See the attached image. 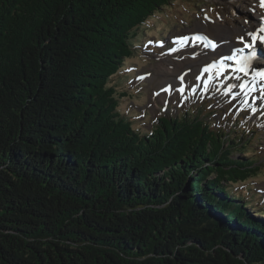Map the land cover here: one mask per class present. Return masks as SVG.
Listing matches in <instances>:
<instances>
[{"label": "trees", "instance_id": "16d2710c", "mask_svg": "<svg viewBox=\"0 0 264 264\" xmlns=\"http://www.w3.org/2000/svg\"><path fill=\"white\" fill-rule=\"evenodd\" d=\"M180 1L0 0V264H264V168L234 157L251 135L198 106L151 133L121 110L113 79Z\"/></svg>", "mask_w": 264, "mask_h": 264}, {"label": "rangeland", "instance_id": "374dc122", "mask_svg": "<svg viewBox=\"0 0 264 264\" xmlns=\"http://www.w3.org/2000/svg\"><path fill=\"white\" fill-rule=\"evenodd\" d=\"M182 1H184L185 3L182 4ZM182 1H180L179 3V5L181 4L180 6L178 5L177 8L170 9L168 13L164 15L161 14L160 15L161 18L155 19L154 20L155 26L152 27L151 29L148 28L144 31V38L142 39V41H141V38L139 39V44H141V42H145L147 39H161V37L162 39H167V37L169 36L170 38L169 44L173 46L175 38L186 36L194 29L196 30V27L198 26L199 23L206 24L208 31L214 34V35L211 34L213 38L219 41L222 39L224 32L227 31V28L230 26V24L231 25L235 24L237 19H239L240 13H241L240 9L243 8L242 6H239L237 8V11H235L234 16L231 17V15H229L228 17H226L218 13L221 11H224L226 13L227 12L226 7L223 5L222 6L217 5V3L213 2L212 0H182ZM196 5H199V7H197ZM214 11L216 12L218 11L217 13L220 16L218 21L220 22L219 26L221 27L219 26L217 27L216 25L213 24V22H211L210 18L212 17V14H210V12H214ZM250 13L251 12H249V14ZM207 17L209 18L210 22L208 21ZM221 23H224V24H221ZM225 25L228 27H226ZM170 28L171 30H169ZM164 31H167V32L164 33ZM164 36H167V37H164ZM188 47L189 46L187 45L185 49ZM225 51L228 52V50H225ZM218 52H223V51H218ZM140 54H143L142 50H140ZM140 54H138V56H140ZM200 56L204 57V56H208V54L204 52ZM200 56L199 57L197 56L196 60L192 58V55L185 54L183 52H179L177 55H173L170 57L165 56L167 58H171L172 60L179 61L177 62L178 64H175V66H168L166 62L164 61V58L160 62H156L155 59H151V58L150 59L143 58L144 60L141 59L142 61L138 60L137 58H134V59L126 61L120 73L117 76H115V78L113 79V82L114 84H116V86L120 87V89L125 91V93L127 94V96L123 100L121 110L124 111L125 115L129 114L132 117H134L135 127L141 128L146 133H151L152 127H156L155 125L158 124V119H163L167 115H176L178 114V112H183L184 110H190L192 108H196L197 106L199 107V109L202 108V114H203L204 119H207L209 117L212 119V121L216 125L221 126V128L225 127V125L228 123L227 122V117L229 114V112H227L228 106H225L224 104L220 102L211 100L207 102L205 107H201L200 105L196 103H186L184 104L182 108L183 110L177 111L176 106H178L179 100L176 99V101L173 100L171 102V108L169 109L168 112H161L160 107H162V105L165 104L164 103L165 99H161L163 98L162 95L164 94L161 95L162 96L161 98L160 96H158V98H154L152 96V92L165 88L166 85L164 84V81L166 78L170 80L174 76H176L177 78L179 73H183L184 71L185 73L188 71H192V73H195L196 79H197V77L200 76V70H199L200 66L198 65V61H199L198 59L201 58ZM139 73H150V76L148 80L145 82V84L143 85V87L139 86L140 83L139 84L136 83V81L138 80ZM169 75H172V76H169ZM123 76L127 77V81H125ZM189 76L190 74L186 76L187 83L189 87H193L196 81L193 84L191 83V86H190ZM177 80H178V84L171 82L172 85H167V86H170L172 88H179V92H182L180 90L181 83L179 79ZM124 85L126 87H124ZM138 89L140 91H138ZM129 107L131 108L128 112ZM145 107L148 109L147 116L146 118H142L140 116L142 115L140 113V108L144 110ZM211 108L213 110V113L210 114L209 110ZM224 114H226L227 117H225ZM229 115H233V114H229ZM233 116L237 117V115H233ZM228 126L224 128L225 131H228L227 130ZM238 129L239 128L235 130L237 131L236 134L231 133L232 139L235 136L237 137L244 136L243 134H241V132H239ZM256 133L257 135L254 134L246 139L248 140V143H253L252 146L250 145L248 146L249 148H252V151H246L244 154L236 152L234 153V157L237 158L238 160L251 158V157L259 158V160H261V162H259V165L264 168V124H259L258 127L256 126ZM256 136L258 137V141L256 140L257 139ZM263 170L264 169H262V171ZM193 179L194 178H191L192 181ZM250 182L256 183L255 186L253 187V193L256 197V200L254 201L248 195H247V198L251 201L253 200L255 204H257L259 199L264 197V174H262L261 176L259 175L258 178H255L247 183H250ZM237 185L239 186L240 184H237ZM233 186L235 185H231L230 189L237 196H239V191H242V193L243 192L246 193L247 190L249 191L250 189L249 185L245 186V188H244V185H241L240 189H237V190H235ZM256 189H258L261 192V194L257 193ZM177 194H178V191H177ZM260 208L264 209V202L262 203V206H260ZM248 214L250 217L254 219H261L260 216H256V213L251 214V211L249 210H248ZM223 216L225 217V215ZM192 219L193 217L189 219V221H191ZM228 229L231 230V228H228ZM186 233H189L190 234L189 236L192 237L191 232H186ZM177 235H179V233L170 234L168 236L169 237L168 240H166V238L164 237V240L166 242L162 241L160 248L162 250L164 248L171 249L173 247L174 241L176 240L175 237ZM203 235L204 236L200 238V241L211 240L214 237V235H212L211 233H207V232L203 233ZM171 250H173V248Z\"/></svg>", "mask_w": 264, "mask_h": 264}, {"label": "bare ground", "instance_id": "6f19581e", "mask_svg": "<svg viewBox=\"0 0 264 264\" xmlns=\"http://www.w3.org/2000/svg\"><path fill=\"white\" fill-rule=\"evenodd\" d=\"M212 1L217 3V5H221V6L223 5L226 7V10H227L226 13L224 11H221V12L217 11L218 13H220L221 15L226 16V17H228L229 15H231V17L234 16L235 15L234 13H235V11H237V8L239 6H242L243 8L240 9V11H241L240 17H239V19H237L236 23L234 22L235 24H233V25L230 24L229 27L225 25L228 28H227V31L224 32L222 39L219 40V42L221 43L220 48L216 52H214L213 54H208V56L201 57L200 55L203 54L202 53L203 51H201L200 54L198 55V57L199 56L201 57L200 59H198L199 61L197 60L198 65L200 66V68H199L200 76L205 75V69H206L207 63L214 59V56L216 54H218V51H223V52H219V55H223L226 52L225 50L232 51V50L241 48L243 46L241 41L239 40V37L241 35H243L245 37V42L249 43V37L247 36V32L252 31L253 28H255L257 26V20L259 19V17L264 16V8L259 7L258 0H212ZM248 10H253V14L252 13H251L252 15L249 14ZM217 12L216 11L210 12V14H212V17L210 19H211V22H213V24L218 27L219 23H220L218 21L220 16L218 15ZM233 21H234V19H233ZM221 24H224V23H221ZM219 27H221V26H219ZM197 32L207 34L211 37H213L212 35H214L208 31L206 24H200L199 23L198 26L196 27V30L194 29L193 31H191L189 33V35L195 34ZM220 38H221V36H220ZM197 50H200V48H193V47L189 46L186 49L185 48L182 49L180 52L193 55ZM233 52L236 53L235 51H233ZM164 61L166 62V64L168 66H175V64H178L177 62H179V61L172 60L171 58H167V57L164 58ZM172 69H173V67H172ZM191 73H192V71H188L185 73L186 76H188L190 74V76H189L190 86H191V83L193 84L196 81L195 73H192V74ZM169 76H172V75H169ZM177 79H178V76H177V78H176V76H174L171 80L166 78L164 81V84L166 86L172 85L171 82L178 84ZM185 81H186V79H185ZM173 89L175 92H177V97H179L182 94V92H179V88H173ZM161 95H159L160 98L163 96V98H161V99H165V96L164 95L161 96Z\"/></svg>", "mask_w": 264, "mask_h": 264}, {"label": "snow or ice", "instance_id": "6c2138e0", "mask_svg": "<svg viewBox=\"0 0 264 264\" xmlns=\"http://www.w3.org/2000/svg\"><path fill=\"white\" fill-rule=\"evenodd\" d=\"M261 7H264V0H261ZM247 36L251 38V43L245 42V37L241 35L239 37V40L242 43V47L237 49V52H243L244 49H250L248 55L246 56H240L238 59H236V63L238 65H242L241 67H238L236 71L242 73L243 75H247L246 68L254 62L256 59H260L261 62H264V57H258L257 51L255 49L256 42L259 40L261 42H264V26L259 27L258 29L254 31L247 32ZM225 59H233L232 56H226ZM205 71L207 72L208 69L206 68ZM255 77L259 78L260 81H264V71H256L254 73ZM241 92H244L245 95H248L250 92L255 91V87L252 85H246V84H240L239 85ZM264 91V90H262Z\"/></svg>", "mask_w": 264, "mask_h": 264}, {"label": "flooded vegetation", "instance_id": "af4514ba", "mask_svg": "<svg viewBox=\"0 0 264 264\" xmlns=\"http://www.w3.org/2000/svg\"><path fill=\"white\" fill-rule=\"evenodd\" d=\"M224 222H225V224H230L227 221H224ZM233 226H234V229L236 231H243V230L247 229V228H241V227L237 226L236 224H233Z\"/></svg>", "mask_w": 264, "mask_h": 264}, {"label": "water", "instance_id": "95a60500", "mask_svg": "<svg viewBox=\"0 0 264 264\" xmlns=\"http://www.w3.org/2000/svg\"><path fill=\"white\" fill-rule=\"evenodd\" d=\"M218 215H217V218H218V221H219V223H220V221L222 222V220H224L223 219V217H221V215H220V213H217ZM257 220V219H256ZM237 223L235 220H232V223ZM239 226L241 225V224H238Z\"/></svg>", "mask_w": 264, "mask_h": 264}]
</instances>
